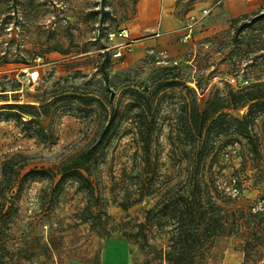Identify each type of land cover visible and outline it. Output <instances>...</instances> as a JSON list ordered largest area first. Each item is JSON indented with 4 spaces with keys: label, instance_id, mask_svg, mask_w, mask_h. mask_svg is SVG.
<instances>
[{
    "label": "rangeland",
    "instance_id": "rangeland-1",
    "mask_svg": "<svg viewBox=\"0 0 264 264\" xmlns=\"http://www.w3.org/2000/svg\"><path fill=\"white\" fill-rule=\"evenodd\" d=\"M154 1L157 5L153 0H0V165L10 155L23 153L27 165L20 176L31 168L51 167L92 138L103 115L100 102L107 104L110 99L122 109L131 101V89L153 91L166 79L193 87L199 80L203 90L198 103L203 105L215 87L223 90L227 83L238 89L263 76L264 46L259 49L253 43L259 37L264 45V18L237 39L233 34L241 21L264 13V0ZM141 11L153 13L151 29L139 23ZM123 30L127 38L119 36ZM154 32L159 36L153 37ZM127 44L130 52L124 50ZM142 45L147 47L138 54ZM118 51L122 56L116 58ZM100 66L107 70L109 82L104 81ZM182 89L181 84L166 87L153 100L155 155L161 173L173 169L168 134ZM75 95L93 96L92 108L78 105ZM9 103L49 107L44 109L46 115L24 125L15 109L3 108ZM133 112L120 120L98 154L97 187L113 218L110 223L125 215L141 220L143 210L154 202L146 198L124 212L113 205L109 193L110 175L117 177L133 162L138 164L132 133L125 131ZM250 129L257 135L258 152L252 153L240 135H221L211 139L201 169L217 173V183L227 191H233V172L245 173L248 178L237 203L255 211L264 209V113ZM57 179L33 173L24 177L15 198L17 211L5 224L9 245L32 238L38 255L31 264H95L91 258L96 253L99 264H143V256L131 252L121 235L105 240L80 223L76 218L84 204L83 193L70 180L55 187ZM259 230L261 239L252 242L246 260L241 241L222 236L205 264L244 260L264 264V221ZM50 233L61 236L62 244L45 260L48 252L40 245Z\"/></svg>",
    "mask_w": 264,
    "mask_h": 264
},
{
    "label": "trees",
    "instance_id": "trees-1",
    "mask_svg": "<svg viewBox=\"0 0 264 264\" xmlns=\"http://www.w3.org/2000/svg\"><path fill=\"white\" fill-rule=\"evenodd\" d=\"M263 18L264 13L257 12L250 19L241 21L234 27L233 38L249 32ZM256 40L254 46L261 49L263 40L259 37ZM100 72L104 81L109 82L104 66H100ZM179 84L183 87V97L173 112L174 121L169 126L168 134L173 169L161 173L155 155L153 117L156 110L153 100L160 90ZM202 90L199 80L192 87L167 79L153 91L131 89V101L125 103L122 109L115 107L110 99L107 104L100 102L103 115L93 129L92 138L82 148L65 155L51 167L31 168L20 176L27 165L25 154L15 153L2 160L0 264H31L32 258L38 255L32 238H26L21 245L15 246L9 245L5 234L6 220L17 211L15 198L23 179L31 173L50 181L58 176L55 187L66 180L75 182L76 190L83 193L84 198L76 219L105 240L115 234L124 237L131 252L134 249L143 256V264H205L222 236L239 239L240 250L244 252L246 260L248 250L254 247L251 246L252 242L261 239L259 228L264 221V209L252 211L250 207L237 203L242 195L243 180L248 178L245 173L233 172V191H227L217 183L214 176L217 173L204 172L201 164L210 150L211 139L221 135H240L247 139L252 153L258 152L257 135H252L250 125L259 114L264 113V73L238 89L227 83L223 90L215 87L204 104L200 105L197 95ZM75 96L82 108H92L93 96ZM48 107L49 104L33 103L3 105V108L15 109L17 118L24 125L34 123L41 114L46 115L44 109ZM131 110L134 112L125 131L132 133L135 143L133 158L138 160V164L133 162L129 170L123 169L117 177L110 175L109 193L113 205L124 212L146 198L154 199V202L143 210L141 220L127 219L125 215L119 221L110 223L113 218L105 208V199L98 192L97 159L120 120L128 116ZM242 110L245 111L241 113ZM23 116L26 117L24 121L21 120ZM35 135L38 136L37 133ZM61 244V236L50 233L40 245L43 251L48 252L44 255L45 260L54 251L60 250ZM245 260L242 264H245ZM91 261L99 264L97 253Z\"/></svg>",
    "mask_w": 264,
    "mask_h": 264
},
{
    "label": "crops",
    "instance_id": "crops-1",
    "mask_svg": "<svg viewBox=\"0 0 264 264\" xmlns=\"http://www.w3.org/2000/svg\"><path fill=\"white\" fill-rule=\"evenodd\" d=\"M152 1V0H151ZM167 3H171L173 0H165ZM153 3L155 4V5H157L156 4V1H154L153 0ZM238 6V5H237ZM241 8L243 9V5L241 6ZM153 17V13L151 12V13H149V14H146L144 11H141L140 12V15H139V23H143V27L142 28H145V29H151L152 28V26H150V25H153V22L151 21V18ZM148 20V21H147ZM146 21V22H145ZM154 34H158V36H159V32H154V33H152V36L154 35ZM157 36V37H158ZM154 37V36H153ZM146 44V43H145ZM147 46L146 45H142L141 47H140V49H139V51H137V53L139 54V53H141V52H143V50L146 48Z\"/></svg>",
    "mask_w": 264,
    "mask_h": 264
},
{
    "label": "built area",
    "instance_id": "built-area-1",
    "mask_svg": "<svg viewBox=\"0 0 264 264\" xmlns=\"http://www.w3.org/2000/svg\"><path fill=\"white\" fill-rule=\"evenodd\" d=\"M119 36H122L123 38H127L128 37V34H127L126 30H123L121 33H119ZM153 36L154 37H157L158 34H154ZM131 48H132L131 45L130 44H127V45H125L124 50H125V52L126 51L127 52H130L132 50ZM121 56H122L121 51H118L117 53L114 54V57H116V58L121 57Z\"/></svg>",
    "mask_w": 264,
    "mask_h": 264
}]
</instances>
